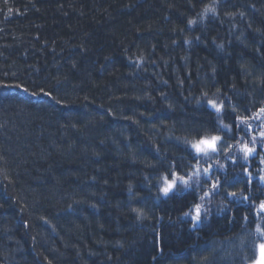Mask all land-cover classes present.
<instances>
[{
    "label": "trees",
    "instance_id": "16d2710c",
    "mask_svg": "<svg viewBox=\"0 0 264 264\" xmlns=\"http://www.w3.org/2000/svg\"><path fill=\"white\" fill-rule=\"evenodd\" d=\"M211 3L0 0V82L52 92L0 89V264L256 259V209L224 195L264 194L241 167L262 174V158H226L250 134L236 129V117L264 107V0H217V14L199 22ZM207 99L225 101L235 139L215 130ZM197 132L233 149L202 165L218 169L204 191L214 175L224 186L205 199L210 215L193 231L183 212L203 191L158 202L155 184L158 169L187 163L180 141Z\"/></svg>",
    "mask_w": 264,
    "mask_h": 264
},
{
    "label": "snow or ice",
    "instance_id": "6c2138e0",
    "mask_svg": "<svg viewBox=\"0 0 264 264\" xmlns=\"http://www.w3.org/2000/svg\"><path fill=\"white\" fill-rule=\"evenodd\" d=\"M218 11V3L217 0H212L211 4H206L203 8V11L198 14L199 22H202L206 15L211 13L213 16L217 14ZM243 15V13H241ZM198 22L196 19H189L188 25H194ZM187 43V41H186ZM218 47H222L218 45ZM243 67V66H242ZM16 88L18 91L24 92L25 94L31 96H45L52 97L51 91H45V89L41 88L39 92H31L29 93V89L22 84H6L0 82V89H9ZM207 93L203 94L202 98H206ZM60 103L59 100L56 101ZM200 103V101H198ZM207 106L210 110H214L216 116V131L226 130L228 133H232V127L229 124L223 123V119L226 118L225 115V101L217 100V99H207ZM235 106H233V112H235ZM247 111V109L245 110ZM256 119L261 121L259 127H264V107H260L257 113H253L252 117H242L237 116L236 120L238 123L235 125L237 130H243L245 133H250L253 131V124L249 123L250 120ZM243 126V128H242ZM196 138L189 140L188 138L180 141L184 146L188 153L187 163L176 162L175 160L172 163L167 164L166 166L158 169L157 171L160 173L156 178L155 187L158 190V195L156 200L159 202L161 199L170 200L184 195L190 190L195 189V191L200 192L203 191V195L198 197L199 202L194 203L192 207L189 208L188 211L183 212L184 218H189L192 223V230L198 231L200 225L202 224L203 219L207 218L210 215V209L205 206V199L211 196L218 194L221 188H223V184L219 178H215L214 182L208 188L207 191H204V187L206 185L207 179L212 178L211 169L213 165L208 163L207 167H202L203 164L207 163L209 160H212L214 156H219L222 152L227 151L228 149H233L232 144H227V148H225V141L221 136L218 135H200L199 132L196 134ZM260 142H264V131L259 132ZM235 139V136L232 137ZM243 139V138H242ZM258 141L255 135L252 136L251 141H245L244 143L238 144L237 148L233 151H227L226 158H232L233 164H236L239 157L236 155V152L243 153V160L247 162L250 158H253L256 155V145ZM251 144V146H249ZM261 163H264V158L261 159ZM163 164V162H162ZM218 167L222 170L224 168L223 165H218ZM244 174L248 176V184H251L252 180L255 178L251 172H249L248 168L243 167ZM261 182H264V175L259 177ZM227 183V180H225ZM131 191V188L129 189ZM243 189L240 193L238 192H227V197L232 198L229 200V203L233 202H241L242 201H250L251 197L248 195H242ZM211 202V201H209ZM228 204H223L219 211H225L228 208ZM253 207L256 209V217L257 223L255 227V232L250 233L254 238H258L260 240L259 243H256V259L251 260V264H264V200H260L258 204H253ZM133 212L136 213L137 219H142L145 216L143 209H133ZM243 219L249 223L248 214H245ZM47 223V221H45Z\"/></svg>",
    "mask_w": 264,
    "mask_h": 264
},
{
    "label": "bare ground",
    "instance_id": "6f19581e",
    "mask_svg": "<svg viewBox=\"0 0 264 264\" xmlns=\"http://www.w3.org/2000/svg\"><path fill=\"white\" fill-rule=\"evenodd\" d=\"M257 133V132H256ZM256 136H258V133L257 134H255ZM257 141H258V143H257V145H256V149L257 148H260L259 149V151L258 150H256V155L254 156V157H259V158H264V143L263 142H260V139L258 138L257 139ZM253 157V158H254ZM247 163H249V162H247ZM207 165L208 164H206V165H204L203 167H207ZM246 168H248V170H249V172H251L252 173V175L255 177L253 180H252V182H251V184H249V186H251L252 184H253V182H257L260 186H264V182H261L260 180H259V177L260 176H262V175H264V173H258V172H256L255 173V175H254V172H252V170H251V165H246ZM213 169H214V171L216 172V173H218V169L215 167V166H213ZM246 177H247V179H248V176L246 175V174H244ZM214 177V176H213ZM248 181V180H247ZM225 182V181H224ZM229 184V186L233 189V190H236L237 188H238V186L234 183V181H232V180H229L228 181V183H226V185H228ZM227 187V186H226ZM227 192H228V190H225V195L224 196H227ZM242 195H248V196H250L251 197V200L250 201H242L241 200V202H236L237 204H241V205H245V206H247L248 208H252L253 210H255V208L253 207V204H258L259 203V201L260 200H264V194H263V196H253L252 195V192H245V193H243Z\"/></svg>",
    "mask_w": 264,
    "mask_h": 264
},
{
    "label": "rangeland",
    "instance_id": "374dc122",
    "mask_svg": "<svg viewBox=\"0 0 264 264\" xmlns=\"http://www.w3.org/2000/svg\"><path fill=\"white\" fill-rule=\"evenodd\" d=\"M258 122H260L259 124H261V121H259V120H257ZM258 126V125H257ZM259 128H261L260 130H258ZM260 131H264V127H256L252 132H250V134H249V138H244V139H240V141L239 142H241V143H244L245 141H251V138H252V136L253 135H255V134H257L258 133V136H256V138L258 139H260V137H259V132ZM224 132H226V134L228 135V137H227V139H229L231 136H233V134H228V132L227 131H224ZM257 132V133H256ZM236 135V134H235ZM264 143V142H263ZM249 146H251V144H249ZM242 155H243V153L242 152H240ZM208 166V165H207ZM211 170H214L213 169V167H212V169ZM213 179H215V175H214V178ZM212 179V180H213Z\"/></svg>",
    "mask_w": 264,
    "mask_h": 264
}]
</instances>
